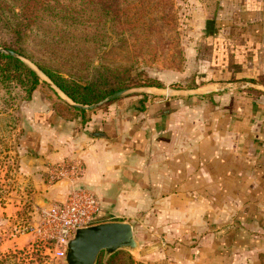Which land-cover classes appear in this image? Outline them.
<instances>
[{"label": "crops", "instance_id": "1", "mask_svg": "<svg viewBox=\"0 0 264 264\" xmlns=\"http://www.w3.org/2000/svg\"><path fill=\"white\" fill-rule=\"evenodd\" d=\"M195 1L183 68L156 78L215 94L148 95L143 111L123 102L83 115L32 99L23 145L44 169L79 170L41 184L47 199L90 189L99 219L128 222L137 243L151 241L145 257L264 264V92L232 90L264 85V0Z\"/></svg>", "mask_w": 264, "mask_h": 264}, {"label": "rangeland", "instance_id": "2", "mask_svg": "<svg viewBox=\"0 0 264 264\" xmlns=\"http://www.w3.org/2000/svg\"><path fill=\"white\" fill-rule=\"evenodd\" d=\"M90 1H64L90 17L88 26L83 21L86 17L77 12L71 15L77 26L62 25V21L53 23L43 12L40 19L30 23L27 33H39L40 37L30 39L28 55L24 56L34 64L63 71L62 76L80 83L95 82L99 88L124 82L127 85L122 88L142 86L145 84L133 82L148 79L159 82L156 75L161 71L183 68L182 39L195 0H116L107 10L100 9L106 13L103 17L98 8L90 7ZM103 37L108 38V46L102 51ZM138 65L141 66L133 69ZM39 81L29 100L20 97L18 88L12 91L13 99L6 89L0 88V264H64L63 257L57 254L60 248L51 243L45 230V210L58 201L47 199L40 188L58 178L38 164L37 157L23 145L32 99L44 98L63 107L54 90ZM138 95L142 94L105 102L96 109L123 102L133 105ZM150 242L140 241L137 249L129 252L142 264H167L160 256H144L154 250ZM108 256L103 252V258Z\"/></svg>", "mask_w": 264, "mask_h": 264}, {"label": "trees", "instance_id": "3", "mask_svg": "<svg viewBox=\"0 0 264 264\" xmlns=\"http://www.w3.org/2000/svg\"><path fill=\"white\" fill-rule=\"evenodd\" d=\"M64 1L65 0H0V46L27 56V48L30 39L36 40L40 37L39 33L31 35L27 33V30L29 29L30 23L36 22L37 19L42 17L43 12L45 13L44 17L49 18L51 22L62 21V25L67 26L69 23L74 24L75 26L78 25V22L71 18V15L74 12H77L81 16L86 17L83 21L86 24L85 26H88L87 23L90 21L88 18L90 17L87 16L82 9L76 8L75 6H68ZM114 1L116 2V0H91L89 3L92 8L107 10L106 8L115 3ZM100 12L102 17L106 16V13H102V10H100ZM114 13H116V11ZM96 35L98 36L99 34L96 33ZM102 41L103 43L100 45V48L103 51L108 46V38L103 37ZM36 64L62 91L78 103H93L127 85L125 82L123 84L109 83L106 84V86L99 88L96 87L97 84L95 82L91 83L89 81L87 83H80L72 78L62 76L65 75L63 71L58 69H47V67L41 66L37 62ZM140 66L141 65H138L133 69ZM132 67L133 66L128 67L126 70L130 71ZM123 68L125 69L124 65ZM39 82V77L23 62L15 57L0 52V88L6 89L10 98H15V96L12 95V91L18 88L21 93L24 94L23 96L21 94L20 97L29 100ZM133 84L162 86L160 82L150 79L133 82ZM185 86L195 88L197 85L194 82H188ZM213 94L215 93L207 94L203 97H209ZM137 97L138 99L133 102V105H135L136 109L139 111H143L145 100L148 98V95L142 94ZM61 104L63 108L70 113L74 112L82 115L86 113L84 110L69 107L63 101ZM97 220L98 222H101L104 219H99L97 217ZM96 264L142 263L136 261L128 249H119L106 258H103L102 252L98 257Z\"/></svg>", "mask_w": 264, "mask_h": 264}, {"label": "water", "instance_id": "4", "mask_svg": "<svg viewBox=\"0 0 264 264\" xmlns=\"http://www.w3.org/2000/svg\"><path fill=\"white\" fill-rule=\"evenodd\" d=\"M0 52L19 59L27 65L39 79L46 82L57 94V96L69 107L91 111L105 102L135 94H148L157 97H191L203 96L216 92L217 88H185V87H166L156 85H142L125 87L114 91L102 99L83 104L74 101L64 91H62L52 79L44 73L36 64L24 55L0 46ZM254 87L264 92V85L258 82H249L244 86L232 88L233 91ZM168 110L161 111L160 114L167 113ZM119 249H128L133 252L137 249V242L134 237V230L128 222L101 221L88 227L78 228L66 245V253L63 257L64 264H95L98 256L104 252L106 256Z\"/></svg>", "mask_w": 264, "mask_h": 264}, {"label": "built area", "instance_id": "5", "mask_svg": "<svg viewBox=\"0 0 264 264\" xmlns=\"http://www.w3.org/2000/svg\"><path fill=\"white\" fill-rule=\"evenodd\" d=\"M52 173L57 178L79 176L78 168L69 163L55 165L52 167ZM100 209L94 193L84 186L72 187L63 200L47 206L45 230L51 243L60 248L57 250L59 256H65L67 242L78 228L99 223L97 215Z\"/></svg>", "mask_w": 264, "mask_h": 264}]
</instances>
